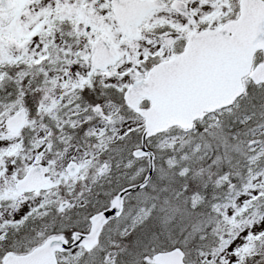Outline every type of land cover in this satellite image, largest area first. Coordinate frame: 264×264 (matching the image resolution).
<instances>
[{"label": "snow or ice", "instance_id": "1", "mask_svg": "<svg viewBox=\"0 0 264 264\" xmlns=\"http://www.w3.org/2000/svg\"><path fill=\"white\" fill-rule=\"evenodd\" d=\"M0 264H264V0H0Z\"/></svg>", "mask_w": 264, "mask_h": 264}]
</instances>
